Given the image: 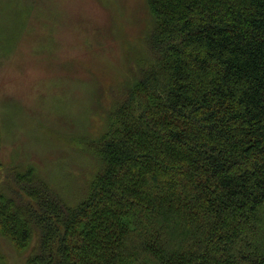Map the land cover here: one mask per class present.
<instances>
[{
    "label": "trees",
    "instance_id": "1",
    "mask_svg": "<svg viewBox=\"0 0 264 264\" xmlns=\"http://www.w3.org/2000/svg\"><path fill=\"white\" fill-rule=\"evenodd\" d=\"M146 3L145 58L84 143L86 199L0 162V233L37 238L27 264H264V0Z\"/></svg>",
    "mask_w": 264,
    "mask_h": 264
},
{
    "label": "rangeland",
    "instance_id": "2",
    "mask_svg": "<svg viewBox=\"0 0 264 264\" xmlns=\"http://www.w3.org/2000/svg\"><path fill=\"white\" fill-rule=\"evenodd\" d=\"M46 3L36 29L35 0H0L1 180L34 167L76 208L100 170L84 143L107 130L120 83L145 58L151 17L146 0ZM35 246L19 252L0 233V264H27Z\"/></svg>",
    "mask_w": 264,
    "mask_h": 264
}]
</instances>
